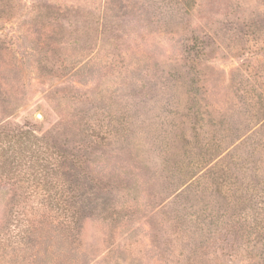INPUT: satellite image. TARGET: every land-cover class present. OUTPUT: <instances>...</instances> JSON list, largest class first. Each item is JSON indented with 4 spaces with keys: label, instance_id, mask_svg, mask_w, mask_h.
<instances>
[{
    "label": "rangeland",
    "instance_id": "1",
    "mask_svg": "<svg viewBox=\"0 0 264 264\" xmlns=\"http://www.w3.org/2000/svg\"><path fill=\"white\" fill-rule=\"evenodd\" d=\"M263 48L264 0H0V125L84 117L105 185L0 264H264Z\"/></svg>",
    "mask_w": 264,
    "mask_h": 264
},
{
    "label": "trees",
    "instance_id": "2",
    "mask_svg": "<svg viewBox=\"0 0 264 264\" xmlns=\"http://www.w3.org/2000/svg\"><path fill=\"white\" fill-rule=\"evenodd\" d=\"M77 122L78 142L73 143L57 126L42 133L33 127L11 128L7 122L0 125V196L7 197L9 215L0 228L1 241L12 240L17 229L26 244L43 232L68 241L87 218L105 211L97 197L105 185L86 166L87 120ZM256 230L264 233V227Z\"/></svg>",
    "mask_w": 264,
    "mask_h": 264
}]
</instances>
